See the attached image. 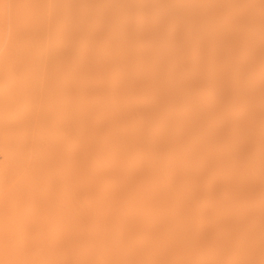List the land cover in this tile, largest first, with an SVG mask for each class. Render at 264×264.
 <instances>
[{"label": "bare ground", "instance_id": "obj_1", "mask_svg": "<svg viewBox=\"0 0 264 264\" xmlns=\"http://www.w3.org/2000/svg\"><path fill=\"white\" fill-rule=\"evenodd\" d=\"M233 1L214 18L213 0H49L50 72L39 74L49 91L25 65L13 83L25 110L0 122L23 135L12 152L0 139V153L55 226L0 264H224L230 244L232 264H264V0L249 18V3ZM3 17L1 79L25 53L24 29ZM247 44L257 58L235 69L229 59Z\"/></svg>", "mask_w": 264, "mask_h": 264}, {"label": "rangeland", "instance_id": "obj_2", "mask_svg": "<svg viewBox=\"0 0 264 264\" xmlns=\"http://www.w3.org/2000/svg\"><path fill=\"white\" fill-rule=\"evenodd\" d=\"M28 1L27 0H0V16L4 15V17H5V21H6L5 24L8 25V26L6 25V29H10V28H8L10 26H11V28H13V26H14L15 28H21V29L23 28L24 29V31H22V33L18 34L20 37L19 47L22 46V48L25 49V53L23 54V59L19 60V62H21V65H18V68L16 67V69L14 68L12 71L13 73L10 72V70H12V68H13V67H11V69L8 71L9 73L7 72V75H3L2 79L0 78L1 79L0 82L4 83V84H0V87H3L5 89V90L3 88L0 89V92L5 91V92L1 93L5 96L2 95L3 98L2 99L0 98L1 99V101H0V122H2V121L8 122V123H11V125L13 122L17 121V118L19 119V117L21 116V114L25 110L24 103H25L26 98L23 97V95L21 94L22 91L19 92V90H18L17 92L16 91L13 92V88L14 89H15V87L17 88L18 82H19L20 78H22L21 75H23V68H26L27 65L28 66L30 65L29 66L30 71L33 70V73H31V74H33V75L35 74V76H36V77L34 76L31 78L32 81L35 79L36 81H34V82L36 84V82H38L37 79L39 80V82L37 84L39 85V83H40V85H42V87H41L42 93H43V91L44 92L49 91L48 90L49 87H47V83H46L47 79L46 80L43 79V76H46L45 78H47V75H48L47 73L50 72L49 70L47 71V69H48L47 65H50V63L47 64L48 62H50L49 61L50 55L47 54V52L45 53V51H47L46 42H47V40H49V35H50V20H51V18H50V13L48 10V7H50L48 5H50V3H49V0H33L34 2L32 1V3L29 1V3H30V5H29ZM227 1L228 0H213V7L215 6V8H216V6H218L216 8V9H218L219 6L221 7L223 4L228 6ZM229 1H232V0H229ZM245 1H246V4H247V2L249 3L248 6L250 5L251 7H253L255 5L254 6L255 8H256V4H257V7H259L260 3L262 2V1L260 2V0H257V1L256 0H245ZM254 1L256 4H254ZM233 2H235V3H233ZM233 2H232L233 4L237 3L238 4L237 7H239V5L241 6V3L243 2V0L241 3H240V0H238V1L234 0ZM251 2H253V3H251ZM258 3H259V5H258ZM233 4H231V6ZM263 4H264V1H263ZM263 4H261V6H263ZM229 5H230V3H229ZM224 6H222L221 9L219 8L220 10L215 9L218 12H215L214 8H213L214 18H216V17L219 18L222 15L221 13H224V11H223ZM250 6H249V8H247L245 5V8H247V9H244L243 8L244 5H243L242 8L244 9V11H243V9H242V11L244 12V15L248 14L247 12H251L250 10H253V13H254V15H252L253 17H257V16L261 15L260 12L258 13V11H260L261 9H258V11H257L256 9H254V7L251 8ZM261 6L259 8H261ZM233 7H234V5H233ZM230 8H232V7H230ZM234 8H235V12H233V13L234 14L236 13L235 15L237 18V15H238L237 12L238 11L236 12V10H238L239 8L236 9V6ZM262 8H264V6ZM229 10L230 9H228V8L226 9V11H229ZM245 10H247V12ZM219 11H221V13H219ZM230 12H232V11H230ZM262 12H264V10ZM227 13H224V14H227ZM241 14H242V12H241ZM241 14H239L240 16L238 15V18L241 17ZM262 15H264V14H262ZM229 16L231 17V15H229ZM247 16L248 15L243 16L242 18H244V17L246 18ZM1 17H3V16H1ZM233 17H235V16H233ZM222 18H223V16H222ZM247 18H249V16ZM172 28L173 29L168 28L169 30H167V32H171V30L179 29V28H181V25L172 26ZM6 32H9V30H6ZM18 35H16L17 40L19 38ZM180 37H181V35H179V38ZM46 38H47V40H45ZM214 39H216V41H220V39H222V38H220V36H218V35H215ZM252 39H255V38H251V39L247 38L246 42L249 43V41ZM20 40H21V42H20ZM256 40H257L258 44H260V43L264 44V40L262 38L256 39ZM44 42H45V44H44ZM29 45H30V47H28ZM44 47H46V48L43 49ZM182 47H183V43L178 40L175 49L179 50ZM26 48H27V50H26ZM24 49H22V51H24ZM20 50H21V48H20ZM43 51H44V53H43ZM46 54H47V57H49V59H47V57H45ZM232 54H233V57L229 59V63L236 69L238 67L239 62H241L244 65L251 64L254 61V59L257 58V48L251 47L247 44L246 48L245 47H244V49L239 48V49L235 50ZM41 56H42V58H41ZM161 59L162 60L166 59V55L162 56ZM15 62H17V61H15ZM19 62H18V64H19ZM12 64H16V63H12ZM25 65H26V67H25ZM31 66L33 67L32 69H31ZM221 67H222L221 62L216 61V60L213 61V71L220 69ZM24 72H25V69H24ZM42 72H44L45 75L42 74L43 76L41 78V75L39 76V74H41ZM261 72H264V66H263ZM11 74H13V75H11ZM4 77L8 78L9 80L6 79V81H5ZM3 79L5 82L3 81ZM14 82H15V84L17 83L16 85H14L15 87L13 86ZM41 82H42V84H41ZM10 87L12 88L11 89L12 92H10V90L6 89V88H10ZM34 87L35 88L37 87V89L39 88V90H40V87L35 86V85H34ZM46 87H47V89H46ZM18 88L20 89V86H18ZM17 89H15V90H17ZM7 91L10 92V95H6L9 93ZM40 91H38V92H40ZM59 94H60V91H58V95ZM198 94H199V98H200L205 94V92L199 90ZM225 94H226V88L219 89V87H218V89L213 94V100H215V101L222 100V97ZM198 101H200V100H198ZM227 102H229L231 104L230 99H228ZM254 106L257 108V105L254 104ZM229 110H230V107H229ZM254 110H256V109H254ZM257 110H258L257 112L261 111L260 109H257ZM238 113H240V112H238ZM258 123H260V120H258ZM11 125H10V127L4 126L6 128H4V127L0 128V139H1V141H4V140L8 141L9 139H11V142L8 141L10 143V146H7L8 148L9 147L11 148V149L9 148V152H12V149H13V151H14V149L16 150V147L18 146V144L17 143L14 144V140H15V142H17L16 139L20 138V135H23L22 134L23 132L21 130L22 128L20 129V125H18L19 127H15V126H17L16 124L12 127H11ZM17 134L19 135V137L17 136ZM13 137H16V138L13 139ZM17 140L20 141V139H17ZM19 141H18V143H19ZM4 156H3V154L0 153V163L3 162V164H2L3 166L5 164L3 170H1L2 168L0 165V179H1L0 180V251L3 250V251H5L6 254H2V252H0V256L1 257H3V256H20L21 245L23 242L27 243V244L29 243V245H31L32 243H34L37 240L36 235L38 232L42 231L45 233H49V231H51L54 228L55 222L53 221L52 218H46L40 209H38V208L35 209L36 207L34 208V206H36L34 203H37V200L35 198L29 199L21 189L18 190V188L15 184L19 181L18 180L19 178L17 179V176L19 175L18 177H20V175H21L20 168H19V166H16L17 164L14 163L13 157H11V158L9 157L10 159L5 160L6 157L4 158ZM3 159L6 162L3 161ZM15 167H18V168L14 169ZM17 170H19V173L17 172ZM217 172H219V170ZM213 173H216V172H213ZM7 176L9 179L6 178ZM7 181H8V183H7ZM66 228L69 232H74L76 229V226L71 222H66ZM235 230H241V231H239L240 236H244L247 233H254L253 225H247L244 228H237L236 224L227 223L225 225V232H227L229 234H233ZM229 234H228V236H229ZM231 239L234 240L235 242L239 241V238H237V237H234ZM238 256H239V252L236 250L234 245L230 244V245H228V249L224 254L223 262H224V264H232V263H234V261H236Z\"/></svg>", "mask_w": 264, "mask_h": 264}]
</instances>
